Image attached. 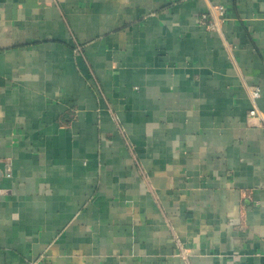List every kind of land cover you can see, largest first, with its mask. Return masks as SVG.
<instances>
[{
	"label": "crops",
	"instance_id": "obj_1",
	"mask_svg": "<svg viewBox=\"0 0 264 264\" xmlns=\"http://www.w3.org/2000/svg\"><path fill=\"white\" fill-rule=\"evenodd\" d=\"M0 264H264V0H0Z\"/></svg>",
	"mask_w": 264,
	"mask_h": 264
},
{
	"label": "built area",
	"instance_id": "obj_2",
	"mask_svg": "<svg viewBox=\"0 0 264 264\" xmlns=\"http://www.w3.org/2000/svg\"><path fill=\"white\" fill-rule=\"evenodd\" d=\"M210 16L213 18L214 23L211 25L212 29L218 28V25L220 24V21L223 19L224 15V6L221 4L218 5H210L209 10ZM206 17V16H205ZM254 89V88H253ZM260 95V88H255L251 94L252 99L257 98ZM251 115L258 114V111L256 108H252L250 110Z\"/></svg>",
	"mask_w": 264,
	"mask_h": 264
}]
</instances>
